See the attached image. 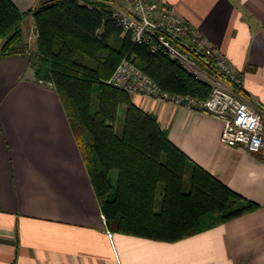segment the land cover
<instances>
[{"label": "crops", "instance_id": "0c3cea01", "mask_svg": "<svg viewBox=\"0 0 264 264\" xmlns=\"http://www.w3.org/2000/svg\"><path fill=\"white\" fill-rule=\"evenodd\" d=\"M13 1L27 12L55 0ZM164 1L230 60L264 112V0ZM42 82L30 52L0 54V264H264V158L224 144L220 118L132 95L188 158L260 208L176 243L110 238L60 97Z\"/></svg>", "mask_w": 264, "mask_h": 264}, {"label": "trees", "instance_id": "16d2710c", "mask_svg": "<svg viewBox=\"0 0 264 264\" xmlns=\"http://www.w3.org/2000/svg\"><path fill=\"white\" fill-rule=\"evenodd\" d=\"M114 2L55 0L22 12L13 0H0V54L30 52L37 80L54 85L108 230L176 243L257 211L258 204L188 158L131 94L108 84L128 59L174 95L207 101L213 90L211 82L197 78L177 61L123 36L113 18ZM28 16L37 32L33 49L22 29ZM193 54L205 74L222 80L208 57ZM232 88L252 104L242 86ZM121 107L126 114L119 135ZM113 172L118 175L116 183Z\"/></svg>", "mask_w": 264, "mask_h": 264}, {"label": "built area", "instance_id": "2783aa9c", "mask_svg": "<svg viewBox=\"0 0 264 264\" xmlns=\"http://www.w3.org/2000/svg\"><path fill=\"white\" fill-rule=\"evenodd\" d=\"M113 18L123 36H129L134 44L145 45L152 53L177 61L197 78L211 82L213 90L207 101L174 95L128 59L122 61L108 81L110 86L220 118L224 122V144L242 146L264 158V112L235 92L232 86H241L242 81L230 60L196 31L175 6L164 0H115ZM34 36L37 39V32ZM196 51L209 58L222 80L208 76L198 67L193 54ZM47 85L54 87L51 82ZM102 219L107 224L105 215ZM108 235L114 236L110 230Z\"/></svg>", "mask_w": 264, "mask_h": 264}, {"label": "rangeland", "instance_id": "374dc122", "mask_svg": "<svg viewBox=\"0 0 264 264\" xmlns=\"http://www.w3.org/2000/svg\"><path fill=\"white\" fill-rule=\"evenodd\" d=\"M22 29L25 32L24 39H25L26 44H28V46H30V48L33 49L34 48V41L36 40L35 36L33 37V34L35 35V33H36V31L34 29V19L32 17H30L27 21H24L22 23ZM125 114H126L125 107H121L120 112H119L118 123H117V127H116L119 135L123 134ZM117 177H118L117 173L113 172L112 178H114V183L117 182ZM160 200H161V197L159 198V201Z\"/></svg>", "mask_w": 264, "mask_h": 264}]
</instances>
